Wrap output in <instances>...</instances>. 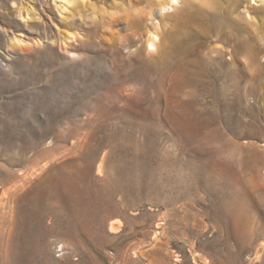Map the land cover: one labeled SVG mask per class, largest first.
<instances>
[{"label":"rangeland","instance_id":"374dc122","mask_svg":"<svg viewBox=\"0 0 264 264\" xmlns=\"http://www.w3.org/2000/svg\"><path fill=\"white\" fill-rule=\"evenodd\" d=\"M232 1L0 0V264H264V41Z\"/></svg>","mask_w":264,"mask_h":264},{"label":"bare ground","instance_id":"6f19581e","mask_svg":"<svg viewBox=\"0 0 264 264\" xmlns=\"http://www.w3.org/2000/svg\"><path fill=\"white\" fill-rule=\"evenodd\" d=\"M187 2V0H168L169 5L172 4L175 7L180 6L181 4H184ZM233 21L231 22L232 26L234 23H242L244 26H247L249 29V32L255 37L256 39H259L261 41H264V31L261 26V24L251 16L250 12L247 9H241V5L239 3V0H233ZM165 8L161 9V12H164ZM259 11L261 13H264V7H260ZM232 15V14H231ZM190 17V16H189ZM194 19L189 18L184 20L185 23L191 24L193 23ZM133 28V27H132ZM164 27H161L160 23L153 24V30L155 31L154 34L151 32L149 34H152V38H149L147 41V45L149 48L156 49L158 46L157 41L162 40L165 36L163 33ZM131 33L133 32V29H129ZM170 32L167 33V39L170 45V56L172 58H177L180 55V52H182L188 45V39H189V33L183 28L181 30L177 29V27H172ZM156 35V36H155ZM148 48V51H149Z\"/></svg>","mask_w":264,"mask_h":264}]
</instances>
